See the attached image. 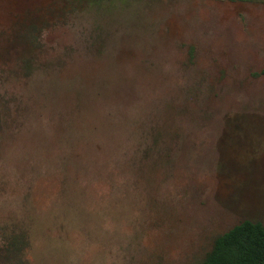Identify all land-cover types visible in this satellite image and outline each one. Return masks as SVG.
<instances>
[{"label": "rangeland", "instance_id": "1", "mask_svg": "<svg viewBox=\"0 0 264 264\" xmlns=\"http://www.w3.org/2000/svg\"><path fill=\"white\" fill-rule=\"evenodd\" d=\"M36 46L0 63V264H199L264 223V0H102Z\"/></svg>", "mask_w": 264, "mask_h": 264}, {"label": "trees", "instance_id": "2", "mask_svg": "<svg viewBox=\"0 0 264 264\" xmlns=\"http://www.w3.org/2000/svg\"><path fill=\"white\" fill-rule=\"evenodd\" d=\"M102 0H0V63L28 60L37 36ZM24 28V29H23ZM264 76V66L257 74ZM199 264H264V223L243 219L212 238Z\"/></svg>", "mask_w": 264, "mask_h": 264}]
</instances>
